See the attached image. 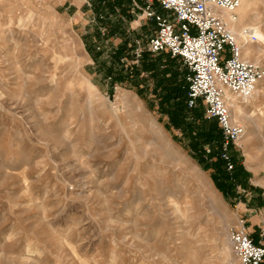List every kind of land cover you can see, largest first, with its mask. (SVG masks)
I'll return each mask as SVG.
<instances>
[{
    "label": "rangeland",
    "instance_id": "rangeland-1",
    "mask_svg": "<svg viewBox=\"0 0 264 264\" xmlns=\"http://www.w3.org/2000/svg\"><path fill=\"white\" fill-rule=\"evenodd\" d=\"M252 1L242 30L264 32ZM134 2L127 20L92 0H0V264H227L225 242L238 264L239 219L264 247V76L238 101L250 122L228 105L244 125L230 176L203 105L177 111L184 67L147 51Z\"/></svg>",
    "mask_w": 264,
    "mask_h": 264
},
{
    "label": "built area",
    "instance_id": "built-area-1",
    "mask_svg": "<svg viewBox=\"0 0 264 264\" xmlns=\"http://www.w3.org/2000/svg\"><path fill=\"white\" fill-rule=\"evenodd\" d=\"M143 0L134 2L143 20L154 25L147 36L146 49L151 54L167 53L184 67L186 106L188 109L203 105V116L214 120L220 129L218 157L224 169L233 170L229 149L243 136L244 128L231 120L225 101L226 91L243 98L252 95L264 72L249 61L241 59L238 43L227 24L218 15L221 10L235 11L239 0ZM243 32L250 41L255 37L248 28ZM206 153L210 149L206 148ZM229 240L238 264H264V247L249 237L244 219L229 231Z\"/></svg>",
    "mask_w": 264,
    "mask_h": 264
},
{
    "label": "bare ground",
    "instance_id": "bare-ground-1",
    "mask_svg": "<svg viewBox=\"0 0 264 264\" xmlns=\"http://www.w3.org/2000/svg\"><path fill=\"white\" fill-rule=\"evenodd\" d=\"M240 4L237 7L235 14H236V19L233 18V16L231 15L230 12L226 11V10H221L219 12V16L221 17V19L227 24V27L229 28V30L232 32V34L234 35L235 40L240 43V42H244L241 46L240 44V49H241V59L243 60H247V61H253V62H257V60L253 57V54L256 52L258 53V45L259 44H255L252 43V41H249V36L248 34L246 35L242 28L245 26H248L249 22H251L254 13L251 10V5L253 4L252 0H239ZM255 26H252V31H250V33H252L255 37L257 41H262L264 42V32H261L260 28H254ZM261 43V42H260ZM260 81V80H259ZM259 81L257 82L255 89L252 93V95L248 98H243L240 95L238 96V94H233L230 93L229 91H226V95H225V103L228 107V105L231 106V108H233V113H234V118L239 120V122H244V123H248L250 122V117L247 116L246 112L244 111L243 107L241 105H239L238 101L241 102V100H243V103H255L257 96L259 94V90L257 88ZM264 115V114H263ZM231 120L233 121V119L231 118ZM234 122V121H233ZM242 127H244V125L241 123L240 124ZM157 129V128H156ZM157 131H161L160 129ZM166 146H169V143L164 142ZM224 235H227V230L224 233ZM228 242H225V246L227 247V251L225 250V254L227 256V264H229V251H228V246H227Z\"/></svg>",
    "mask_w": 264,
    "mask_h": 264
},
{
    "label": "trees",
    "instance_id": "trees-1",
    "mask_svg": "<svg viewBox=\"0 0 264 264\" xmlns=\"http://www.w3.org/2000/svg\"><path fill=\"white\" fill-rule=\"evenodd\" d=\"M137 1L141 3V0H137ZM92 3L94 4L96 11L98 12V15L106 14V13H103L102 11L115 12V8H118V7H115L114 11H113V7L114 6H120L121 10L118 8L119 9L118 13L123 14L127 20H130L132 17L131 14L129 13V9H128V6L130 4V0H92ZM111 32H112V30H111ZM115 54L119 55L120 51L115 52ZM166 55H168V54H166ZM167 58L169 59V57H167ZM143 64H144V61H143ZM181 84H182L181 89L179 88V95L181 94V96L178 97L179 102L176 103L179 107V109L177 111H185V112H189V113L190 112H197V111L201 112L200 109L198 108V106H201L200 104L193 109H188L186 106V103H185V100H186V82L184 80V73H182ZM180 90H181V92H180ZM176 92H177V90L173 91V93H171L169 90H166V93L169 95L170 94L175 95ZM203 112H204V110L201 112L202 122L204 124L211 125V127L213 129V133H212V129L209 128L205 131V134L209 138L210 143L211 142L217 143L216 144V147H217L216 156L218 157V152L220 150L221 132H220V129L218 128V126L214 120H208V119L204 118ZM172 117L176 119V122H179V123L181 122L180 119H178L177 113L175 115L172 114ZM194 117H196V115H194ZM218 163L220 166V167H218L219 170L224 171L225 173H227L230 176L232 175L233 170L230 172L226 171L224 169V162L219 157H218Z\"/></svg>",
    "mask_w": 264,
    "mask_h": 264
}]
</instances>
